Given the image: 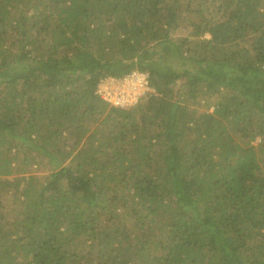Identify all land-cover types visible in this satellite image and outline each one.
I'll list each match as a JSON object with an SVG mask.
<instances>
[{
  "label": "trees",
  "instance_id": "1",
  "mask_svg": "<svg viewBox=\"0 0 264 264\" xmlns=\"http://www.w3.org/2000/svg\"><path fill=\"white\" fill-rule=\"evenodd\" d=\"M0 161V264H264V0H0Z\"/></svg>",
  "mask_w": 264,
  "mask_h": 264
},
{
  "label": "built area",
  "instance_id": "2",
  "mask_svg": "<svg viewBox=\"0 0 264 264\" xmlns=\"http://www.w3.org/2000/svg\"><path fill=\"white\" fill-rule=\"evenodd\" d=\"M135 75L139 80L128 79L126 76ZM120 80L123 84H129L131 86L126 87L124 90L114 92L112 95L104 98L109 102L120 105L128 106L136 103L142 96L148 95L154 92V89L149 85L147 75L140 71H133L130 74H127L121 78L108 77L105 80Z\"/></svg>",
  "mask_w": 264,
  "mask_h": 264
},
{
  "label": "rangeland",
  "instance_id": "3",
  "mask_svg": "<svg viewBox=\"0 0 264 264\" xmlns=\"http://www.w3.org/2000/svg\"><path fill=\"white\" fill-rule=\"evenodd\" d=\"M209 36V35H207ZM128 79H132V80H139V78H137L135 75L133 76H126ZM119 79V78H118ZM131 85L129 84H123L120 82V80H105L103 79L101 81V85L99 86V88L97 89V92L104 98L108 97L109 95H112L114 92L120 91V90H124L126 89V87H129ZM1 162V161H0ZM44 164V162H42ZM5 169L3 170H11V172L13 174L16 175V173L24 170V167H20V168H15V162H9L8 164L6 163ZM34 166L36 167V169L39 168V165L34 164ZM33 167V166H32ZM34 167V169H35ZM43 167V165H42ZM33 169L29 170V173H32ZM37 173V170L35 171V174ZM45 173H41V176H44Z\"/></svg>",
  "mask_w": 264,
  "mask_h": 264
}]
</instances>
